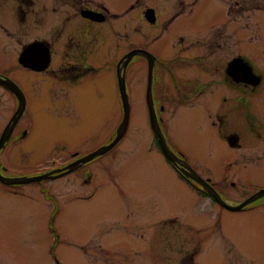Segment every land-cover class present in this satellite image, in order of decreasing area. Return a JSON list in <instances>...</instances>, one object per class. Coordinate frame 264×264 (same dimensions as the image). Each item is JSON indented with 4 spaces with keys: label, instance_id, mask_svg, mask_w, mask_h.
<instances>
[{
    "label": "rangeland",
    "instance_id": "obj_1",
    "mask_svg": "<svg viewBox=\"0 0 264 264\" xmlns=\"http://www.w3.org/2000/svg\"><path fill=\"white\" fill-rule=\"evenodd\" d=\"M104 1L112 11V8L125 10L132 0ZM218 5V0L209 4L205 11L208 20L220 17L214 15ZM148 6H160L161 20L167 22V2L140 0V15ZM263 29L255 37L258 40L253 35L252 45L245 47L251 57V66L264 76V62L254 58L264 56ZM170 35L163 23L153 28L141 20L135 39L139 49L156 58L153 95L162 131L167 138L168 123L176 141L187 153L201 158L207 168L217 164L215 173L227 178V190L221 192L223 199L238 205L264 189V160L252 157L264 159V127L258 130L259 134L248 125L236 124L231 131L239 139L234 147L228 139L220 137L208 117H199V102L185 104L179 101L172 109L176 114L169 112L167 103L158 99L156 86L162 83L161 78L167 84V60L177 53L171 45L174 37ZM118 45L127 49L120 34L110 31L109 47L104 51L109 56L106 70L96 75L97 83L91 85L89 100L76 98L74 101L79 109L88 102L91 104L92 109L85 114L76 112L60 117L53 112L41 114V104L35 101L31 90L34 122L36 126L42 122L39 138L48 139L59 133L76 139L78 136L72 131L86 128H90L94 136L98 122L106 128L107 139L117 134L122 119L114 68V58H120ZM3 48L13 77L24 81L25 73L18 65L19 37L6 40ZM136 60L138 82L131 99L129 132L113 151L87 165L86 183L74 176L14 187L0 181V264H181L182 257L188 253L193 254L194 261L199 264H264V196L253 207L240 212L226 210L207 198L191 199L177 190L167 176V161L163 155L158 150L149 152L157 146L146 101L148 70L144 59L136 57ZM179 70L176 66L175 71ZM183 72L182 69L181 74ZM207 78L205 75L204 79ZM41 92L44 94L42 88ZM220 94L215 91L207 101L206 95L200 105L214 106L215 97ZM247 96L253 99L259 111L264 110V80L256 93ZM15 105L16 101L12 99L9 111L0 118V131L17 113ZM7 128L8 125L5 130ZM99 129H102L101 125ZM23 151L26 150L18 149L15 144L9 151V158L4 156L5 152L0 155L1 175L19 178L40 172L46 162L26 157ZM224 159L229 160L230 171L226 168L227 172L221 174L218 172L219 161ZM44 166L50 167V164ZM142 197H148L146 201L151 197L161 216H179L181 224L167 225L169 233L177 237H132L125 227L128 234L121 228L127 223V207H131V203L145 202L140 201ZM54 209L57 213L53 221ZM162 227L156 226V229ZM133 228L132 220V231Z\"/></svg>",
    "mask_w": 264,
    "mask_h": 264
},
{
    "label": "flooded vegetation",
    "instance_id": "obj_2",
    "mask_svg": "<svg viewBox=\"0 0 264 264\" xmlns=\"http://www.w3.org/2000/svg\"><path fill=\"white\" fill-rule=\"evenodd\" d=\"M164 1L167 2V22L161 20L160 6H148L140 15V0H132L125 10L112 8V11L104 0H0V118L9 111L12 99L17 104L15 112L19 108L20 98L25 101L20 120L0 155L5 152L4 156L9 158L10 149L17 144L18 149L26 150L22 152L24 156L46 162L44 165L50 164V167L42 165L40 173L37 174L56 170H62L63 174L68 172L67 167L70 164L81 162L88 155L110 144L116 134L107 139L106 128L100 122L94 130V136L91 135V129L86 128L87 130L72 131L78 136L76 139L59 133L48 139L39 138L41 132H38V129L42 122L39 121L37 126L34 122L36 118L32 114L30 92L34 91L35 101L41 104V114L53 112L60 117L64 114H85L90 111L92 108L89 102L81 105L82 108L79 109L74 105V101L76 98H91V85L96 86V75L103 73L109 64V56L104 51L109 47V32L112 31L120 34L127 48L124 50L118 45L120 58H114L122 122L124 108L119 88L118 65L125 56L139 49L135 39L139 35L141 20L153 28L163 23L167 33L174 37L171 45L177 53L167 60V84L161 78L162 83L156 86L158 99L167 103L169 112L176 114L172 109L179 101L185 104L199 102V117H208L212 126L219 131L220 137L228 139L234 147L238 145L239 140L236 133L231 132L236 124L248 125L250 130L259 133L261 126L264 127V110L259 111L247 94L257 92L264 76L251 66V57L245 45H252L253 35L257 41L255 37L259 30L263 29L264 0H218L219 5L215 8L214 15L220 17L209 20L205 11L213 0ZM149 10L153 11L151 14L154 22L147 19L146 13ZM15 37H19L18 65L25 73L24 81L13 77L12 67L3 56H7L3 48L4 43ZM136 57L140 56L133 57L126 68H122L130 105L138 82ZM140 58L145 60L148 70L147 60ZM254 58L264 62V56L256 55ZM176 66L180 68V72L175 71ZM182 69L184 72L181 74ZM205 75L207 80L204 79ZM153 78L154 85L155 74ZM215 91L221 93L218 98L215 97V105L201 106L205 101L203 98L207 95V101ZM10 120L11 117L0 131V138L7 125H10ZM171 130L167 123V144L171 151L219 194L227 190V178L215 173L217 164L212 168L204 166L201 158L186 152L176 141ZM154 140L158 149L152 147L149 152L158 150L162 153L158 141L156 138ZM38 149L41 151L38 152ZM252 157L254 160H264L263 157ZM219 162V173L227 172L226 168L230 171L229 160ZM88 164H80L77 170L63 176L55 174L57 178L50 181L74 176L86 183ZM167 168V176L177 190L183 191L191 199L213 200L202 186L187 178L184 171L188 172V169L182 164H173L167 158ZM3 170L6 171V167H3ZM121 194L125 196L124 191H121ZM146 200L148 197H142L140 201L145 202L131 203V207H127L129 211H134L126 213L127 223L121 228L127 234L128 230L132 237H177L169 233L167 225L181 224L179 216H161L152 198ZM56 213L54 209L51 218ZM156 226L163 227L159 230ZM188 254L182 257L181 264H199L194 261L193 254Z\"/></svg>",
    "mask_w": 264,
    "mask_h": 264
},
{
    "label": "water",
    "instance_id": "obj_3",
    "mask_svg": "<svg viewBox=\"0 0 264 264\" xmlns=\"http://www.w3.org/2000/svg\"><path fill=\"white\" fill-rule=\"evenodd\" d=\"M152 12H153L152 10L151 11L149 10L146 13L147 19L150 22H154V20L152 18V14H151ZM136 55L146 58V60L148 62V88H147L146 100H147L148 109H149L151 128L155 134V137L157 138V140L159 142V145H160L164 155L166 157H168V159L171 160L173 163L181 162L168 148L167 142H166L165 137L161 131L159 121L157 118V114L155 111V106H154V101H153V87H152L155 57L152 54L148 53L147 51L141 50V49H138L136 51L129 53L126 56V58H124V60H122L120 62L119 66H118L119 86H120V91H121L122 99H123V103H124V118H123L121 125L119 126V128L117 130L116 138L114 139V141L111 144L104 146L101 149H99L98 151H96L95 153L90 154L87 157H85L82 162H88V161L94 159L96 156H99V155H102V154L109 152L125 136L127 129L129 127L131 110H130L129 98H128L126 90H125V78L122 75V68H124V67L126 68V66L129 64L131 59ZM232 68H233V66H232ZM13 92H14V89H13ZM18 98H20V97H18ZM24 106H25L24 100L22 98H20V105H19L18 111L14 115V117L12 118L9 127L5 130V132L3 133L2 137H1L0 150L4 147L5 143L10 139V136H11L13 129H14L15 125L17 124V122L19 121V119L23 113ZM76 166H77V164L71 165L69 172L75 170ZM185 173L187 174V177H189V178L195 180L197 183L201 184L207 190V192H209V194L213 197V199L215 201H217L221 206H223L224 208L231 210V211H241L245 207H247L249 204L259 200L260 198H262L264 196V190H262V191L256 193L255 195H253L252 197H250L244 203H242L240 205H236V206H231V205L227 204L226 202H224L221 199L220 195L214 189H212L202 178H200L195 172L192 171V173H188V172H185ZM50 177H52V175H42V176H36V177H22V178H5L0 174V181H2L3 183H5L7 185H21V184H29V183H33V182H41V181L46 180L47 178H50Z\"/></svg>",
    "mask_w": 264,
    "mask_h": 264
},
{
    "label": "trees",
    "instance_id": "obj_4",
    "mask_svg": "<svg viewBox=\"0 0 264 264\" xmlns=\"http://www.w3.org/2000/svg\"><path fill=\"white\" fill-rule=\"evenodd\" d=\"M45 195H46V192H45Z\"/></svg>",
    "mask_w": 264,
    "mask_h": 264
}]
</instances>
